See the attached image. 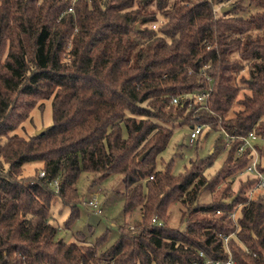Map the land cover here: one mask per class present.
Listing matches in <instances>:
<instances>
[{"label":"trees","instance_id":"trees-1","mask_svg":"<svg viewBox=\"0 0 264 264\" xmlns=\"http://www.w3.org/2000/svg\"><path fill=\"white\" fill-rule=\"evenodd\" d=\"M232 1L0 0V264H264V190L250 195L253 156L239 152L264 139V0H250L255 12ZM50 99L52 125L18 135ZM184 126L236 137L212 176V154L179 175L173 160L158 169ZM82 173L123 183L125 221L101 253L108 232L65 242L49 220L57 203L72 210L67 228L78 218ZM177 205L182 229L169 225Z\"/></svg>","mask_w":264,"mask_h":264},{"label":"rangeland","instance_id":"rangeland-1","mask_svg":"<svg viewBox=\"0 0 264 264\" xmlns=\"http://www.w3.org/2000/svg\"><path fill=\"white\" fill-rule=\"evenodd\" d=\"M235 1V0H233ZM232 1V2H233ZM244 5L250 11H256L250 5V0H244ZM223 8H230L229 3ZM217 8V14L219 10ZM158 23L153 26L157 29ZM53 122L52 100L39 102L31 117L17 130V134L25 137L34 135L37 131L49 127ZM192 128L189 126L176 127L174 135L164 152L158 158L157 167L162 170L168 163L173 160V174L179 175L190 167L192 160L206 159L210 154L212 156L207 160L212 162L210 167H205L207 177L217 172L225 162L229 146L225 142V137L221 130L219 132L204 129L202 134L190 144V134ZM254 143L264 150V139L258 138ZM38 165L28 164L24 167L25 176L35 174ZM41 167V165H40ZM40 170V169H39ZM41 176V175H40ZM123 183H120L118 176L103 179L100 176L91 173H82L77 188L81 201L78 205V218L75 219L67 228L66 222L69 220L72 210L70 207H63L60 203L53 205L50 210V223L59 228L58 239L65 242H79L95 244L104 233L108 232L109 238L107 243L100 249V253L111 246L119 236V227L125 221L123 199L115 193V190L122 189ZM239 187L238 179L233 183L232 189L237 190ZM225 185L217 189L213 195L205 193L202 202L209 203L211 200L220 198ZM90 201H94L95 205H91ZM239 212L236 213V217ZM197 216L195 218H200ZM207 217V216H206ZM140 218L139 210H137L128 220V224L134 226L136 220ZM169 225L172 228H184L185 224H181L180 206H174L171 211Z\"/></svg>","mask_w":264,"mask_h":264},{"label":"built area","instance_id":"built-area-1","mask_svg":"<svg viewBox=\"0 0 264 264\" xmlns=\"http://www.w3.org/2000/svg\"><path fill=\"white\" fill-rule=\"evenodd\" d=\"M71 10V9H70ZM155 27V26H154ZM209 91H204L202 93H199L196 95L195 97V101L196 102H200V103H205L206 100L209 97ZM192 98V97H190ZM174 103H177V100H174ZM204 131V128L202 126H196L195 128H192V132L190 134V144L193 145L194 141L202 134V132ZM225 140L227 144H230L232 141H234L236 139V137L234 136H230L228 134H225ZM256 140V136L254 134H250L247 138L243 139V145L239 148V152H243L246 148H250L252 156H253V160L251 162V164L245 169V171H243L241 173V176L243 175H253L256 176L258 178V182L256 184V186L254 187V189L251 191V196L254 195L256 193L257 190H264V174L260 173L258 171V163H259V156H258V151L255 148L254 145V141ZM41 176H44V173L40 174ZM55 184H57V181H55ZM91 205H95L94 201H90ZM154 223L156 224L157 221L154 220ZM201 256L204 257V253H201ZM206 264H235L233 259L230 257V259L226 262H222V261H214V260H206Z\"/></svg>","mask_w":264,"mask_h":264},{"label":"water","instance_id":"water-1","mask_svg":"<svg viewBox=\"0 0 264 264\" xmlns=\"http://www.w3.org/2000/svg\"><path fill=\"white\" fill-rule=\"evenodd\" d=\"M228 9H229V8H223V9H222V12H224V11H226V10H228ZM44 130H45V129L43 128V129L37 131L36 134L39 135V134H41L42 132H44ZM144 157H145V155H143V156L141 157V159H143Z\"/></svg>","mask_w":264,"mask_h":264}]
</instances>
